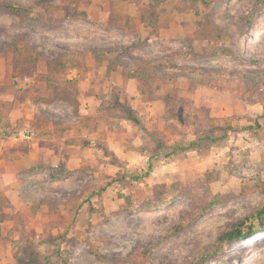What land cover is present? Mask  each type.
Listing matches in <instances>:
<instances>
[{
  "label": "rangeland",
  "instance_id": "obj_1",
  "mask_svg": "<svg viewBox=\"0 0 264 264\" xmlns=\"http://www.w3.org/2000/svg\"><path fill=\"white\" fill-rule=\"evenodd\" d=\"M122 1L134 2L0 0L30 6L33 16L22 25L18 16L0 11V86L13 81L11 60L31 65L28 58L36 56L37 73L43 74L47 62L73 53L74 66L68 65L53 84L29 83L41 96L67 90L79 97V104L92 107L84 132L55 142L73 155L68 163H55L61 169L55 178L39 167L25 168L16 190L8 196L0 191V214H7L0 219V264H191L206 252L210 256L202 264H264V231L218 240L263 203L264 103H249L236 90L198 82L230 72L264 71V0H209L198 2L195 12L178 10L190 0H155L159 26L152 27L149 44L138 47L134 35L121 29L125 16L115 10ZM150 2L141 0L147 8ZM70 7L86 12L87 19L66 18ZM214 26L226 30L225 43L217 40ZM188 36L194 39L190 43ZM223 46L234 54L212 53ZM113 47L120 62L105 79L102 65L85 58L90 49ZM137 58L150 61L146 72L151 78L148 86L135 81L143 90L132 96L121 72L133 68ZM0 98L11 100L12 95L1 92ZM132 98L139 125L123 119L113 104L116 99L129 104ZM54 107L50 115L77 121L71 105L61 100ZM16 109L0 121V142L7 140L6 148L35 138L23 123L31 111L20 117ZM6 121L14 128L10 135L2 129ZM202 133L223 139L201 152L154 155L155 139L170 146ZM84 140L101 148L84 145ZM73 142L79 146L68 149ZM103 185L89 204L63 203ZM44 198L62 203L37 204Z\"/></svg>",
  "mask_w": 264,
  "mask_h": 264
},
{
  "label": "trees",
  "instance_id": "obj_2",
  "mask_svg": "<svg viewBox=\"0 0 264 264\" xmlns=\"http://www.w3.org/2000/svg\"><path fill=\"white\" fill-rule=\"evenodd\" d=\"M155 0H151L149 4V8H147V11L144 15V17H140V20L147 23L149 26L153 27L158 25L157 16L155 15L153 11V6ZM191 5H186L182 7L180 5L178 7L179 11H192L195 12V5L198 2H202L204 4H207L209 0H190ZM0 11L4 13L13 14L15 16H18L19 23L22 25H29L31 21H33L32 16V8L30 6L14 3V2H5L0 3ZM252 12H250V16H252ZM64 16L66 18L71 17H82L83 19H87V14L84 11H79L74 7L66 8ZM159 26V25H158ZM134 27V17H128L124 24L122 25L121 29L130 32ZM215 27V36L218 41H221L222 43H225L226 38V30L222 29L219 26ZM197 32V31H196ZM187 42L190 43L193 38L188 36L186 38ZM7 46V45H6ZM6 46H1L3 48H6ZM128 49V47L124 48ZM210 47H206V51H209ZM117 47L113 48H98V49H90L92 54L96 58H100L102 55L108 52H114L117 51ZM14 52L16 50H13ZM21 50H19L20 52ZM221 52L223 54H234L232 50H230L228 47L223 46L220 48L215 49L212 51V53ZM192 53V52H191ZM18 55L14 58L16 59ZM77 57V56H76ZM30 59L31 65H27L28 60H22L19 58L18 60H11V77L13 79L11 84L0 86V91L5 94H11L12 99L11 100H2L0 98V121L2 118L6 117L8 119V113L13 109L16 103L22 102L25 99L31 97L35 103L43 102V103H49L51 101L55 100H62L66 102L67 104L71 105L73 110L75 112L78 111L79 101L75 95H73L70 91H61L58 92V89H55L51 95L48 96H41L37 94L38 88L35 84L29 83V80H40L47 85L53 84L56 80H58L57 76L60 75L66 67L74 66V62L76 61L75 55L73 53L64 52L62 53L58 59L52 63L47 62L46 64V71L43 74L37 73V67L35 66V63L37 61L36 56H32ZM150 61L145 58H137L134 63L135 65L130 70H126L124 73L129 76H134V78L137 79V82L141 80V82L144 81L145 85L148 86L149 79L151 78V74L146 72V66ZM233 73L227 77L224 78H211V77H204L202 79H199L198 82L205 85L206 87H210L216 90H223L226 88H229L231 91L236 90L238 92V96L240 99L249 102V103H255L260 102L264 103V71L260 72H230ZM141 78V79H140ZM145 78V79H144ZM138 90H143L138 86ZM0 92V93H1ZM104 105H107V101L103 102ZM113 104L116 108L119 109L121 113V117L123 119L130 120L132 123L139 125L140 120L138 116L136 115L135 110L127 103L121 102L119 100H114ZM6 113V114H5ZM86 115L83 114L81 116L82 121H86ZM264 118V115H263ZM55 127L57 129H66L69 127H74V125L71 124H64L61 120H54L53 121ZM2 129L5 131V135H10L13 133V126L10 124L9 121L4 122ZM9 129V130H7ZM11 129V130H10ZM152 137H154V134H151ZM220 139H223V135L220 136H213L209 133H202L196 137L194 140H190L187 143H183L181 141L175 142L170 146H166L164 142L158 138L156 140V149L154 155H157L161 152H163L166 156H169L171 154H174L177 150L180 151H189V150H195L197 152H201L205 146L210 145V143H216ZM84 145H90V146H97L98 148H101L100 145L92 142L91 140H84L82 142ZM167 148H169L167 150ZM61 170L56 166L48 167L47 171L50 172L51 177L55 178L57 175V172ZM105 189V186H99L97 189H91L86 188L82 190L77 195H72L68 197L66 200L63 201L68 207L76 206H82L83 204H89L90 199L95 196L96 194L101 193ZM62 202H58L54 199L50 198H44L42 200H38L37 204L40 205H48V206H57L60 205ZM7 216V214H4ZM3 214H0L1 217L4 216ZM260 231H264V200L262 205L257 208L255 211H253L250 215L246 216L243 220H241L237 226L233 227L232 229H229L228 231L224 232L222 235L219 236L218 240L220 242L224 240H233V239H240L245 238L251 235H254ZM210 256L209 252H206L202 254L196 261L192 262L191 264H202L205 261H207L208 257ZM121 262H124V260H121Z\"/></svg>",
  "mask_w": 264,
  "mask_h": 264
},
{
  "label": "crops",
  "instance_id": "obj_3",
  "mask_svg": "<svg viewBox=\"0 0 264 264\" xmlns=\"http://www.w3.org/2000/svg\"><path fill=\"white\" fill-rule=\"evenodd\" d=\"M92 6L93 5H91L90 7ZM147 6L148 5H143L141 3V0H134V2L129 5L127 2L122 1L120 6L117 7L115 10L117 11L118 9H120L119 10L120 14L117 12L119 14L118 16L121 15L125 16V20L128 17H134L133 29L130 32H126L122 30L127 34L134 35V38H136V43L134 44V47L142 46L140 43H143L144 44L143 46L148 45L149 44L148 40L152 36V34L150 33L152 27L140 20V17L142 16L144 17L147 11ZM115 11L113 13H115ZM106 13L107 12H104L103 14ZM140 36L143 37V39L141 38L142 41H139ZM112 53H117V54H115L114 58L111 59L107 58L109 55H112ZM124 56L125 55L123 53L120 54V57L122 58V62H124L123 61ZM85 59L90 61L94 60V62L97 63L98 65H102L103 68L102 71L104 72L105 79L108 78L107 76H110L111 73H113L116 70V67L120 62L119 61L120 58L118 56V50L114 52L105 53L100 58H96L94 55L88 53ZM116 62H118V64H116ZM121 74L123 75L124 78V84L126 86V90L130 95L134 96V91H138L137 85L135 83V81L137 82V79L134 78V76L126 75L123 72V70ZM90 85L92 87H96L95 84L93 85L92 83H90ZM77 98L78 101L80 102L78 96ZM57 101H61V100H55L49 103H43V102L35 103L33 99L29 97L22 102L16 103L15 106L13 107V108H17L16 112L20 117H23L24 112L31 111L30 114H28V116H25L26 118H24L23 123L29 125L30 128L33 129L35 138L28 142L25 141L22 142L23 141L22 140L19 144H10V147L7 148L6 145L8 144V141L1 139L2 141L0 142V191H2L4 195L8 196L9 192L14 191L13 189H15L17 186L20 185L19 183L22 182L21 174L25 172L24 171L25 168L32 169L34 167H39L41 168V170L47 171L48 167H53L54 165L59 163L60 161L59 159H61V161H65L66 163H68V160L73 159V155L70 154L67 155L66 153L69 152L63 151V149L62 150L59 149V147L55 144V142L59 140L63 142L66 136L69 135L74 136L80 132H84L88 123L87 121L86 123L82 121L81 116L83 114L89 115L90 108L92 107L86 108L85 106H82V104H79L77 112L71 110L76 115L78 114L77 121L72 122V121L56 118L53 115H50V111L54 110L53 108H55L54 106L57 104ZM128 102L129 105L134 109V98L128 99ZM28 107L30 108V110L28 109ZM97 109L100 110V108ZM54 120H61L64 122V124H71L74 125V127H69L66 129H62V128L57 129L53 123ZM20 125L22 124L20 123ZM75 138L76 137L74 138L72 137V139ZM74 142L72 145H68L69 147L68 149L71 148L73 149L75 146L77 147L79 146L78 143H74ZM18 198L21 199L22 196L18 195ZM21 203L22 201L19 202L18 205H21ZM0 208L2 209L1 206ZM7 211H11V208H9V210Z\"/></svg>",
  "mask_w": 264,
  "mask_h": 264
},
{
  "label": "built area",
  "instance_id": "obj_4",
  "mask_svg": "<svg viewBox=\"0 0 264 264\" xmlns=\"http://www.w3.org/2000/svg\"><path fill=\"white\" fill-rule=\"evenodd\" d=\"M24 136H26V138H28L30 135H29V134H26V135H24Z\"/></svg>",
  "mask_w": 264,
  "mask_h": 264
}]
</instances>
